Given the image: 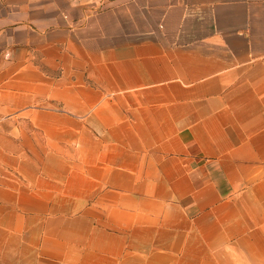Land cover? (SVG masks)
Listing matches in <instances>:
<instances>
[{
  "label": "crops",
  "instance_id": "0c3cea01",
  "mask_svg": "<svg viewBox=\"0 0 264 264\" xmlns=\"http://www.w3.org/2000/svg\"><path fill=\"white\" fill-rule=\"evenodd\" d=\"M0 259L264 264V0H0Z\"/></svg>",
  "mask_w": 264,
  "mask_h": 264
},
{
  "label": "rangeland",
  "instance_id": "374dc122",
  "mask_svg": "<svg viewBox=\"0 0 264 264\" xmlns=\"http://www.w3.org/2000/svg\"><path fill=\"white\" fill-rule=\"evenodd\" d=\"M14 262H10V261H3L2 259H0V264H13Z\"/></svg>",
  "mask_w": 264,
  "mask_h": 264
}]
</instances>
